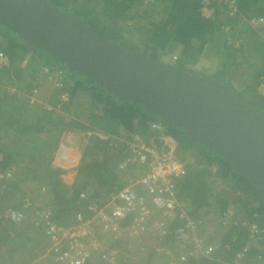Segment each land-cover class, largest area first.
Instances as JSON below:
<instances>
[{
	"label": "trees",
	"instance_id": "16d2710c",
	"mask_svg": "<svg viewBox=\"0 0 264 264\" xmlns=\"http://www.w3.org/2000/svg\"><path fill=\"white\" fill-rule=\"evenodd\" d=\"M47 1L58 10L78 16L125 51L138 50L165 62L175 56L173 64L169 60L170 65L228 83L241 99L248 96L245 102L251 108L264 113V98L256 93V86L264 77V23L258 28L242 24L243 18L250 15L264 18V0H234L237 12L232 16L227 14L226 4H221L220 9L213 4V18L201 16L199 0H152L148 6L143 0ZM224 26L228 27L227 32L223 31ZM237 38L242 40L238 47L227 42ZM0 52L7 58V64L0 67V171L11 173V177L0 179V213L7 208H21L26 193L20 191L19 184L33 180L37 186L29 191L45 188L48 198L44 207L51 210L54 220L68 225L75 222L76 213L88 217L87 202L104 201L110 191L124 185L116 186L119 180L125 179L126 183L139 173L137 161L128 162L131 165L125 166L120 179L111 169L129 157L126 142L134 136L145 142L155 141L152 125L161 123L177 141L175 154L185 169L176 179L175 197L190 218L210 223L212 230L202 244L211 245L213 251L207 257L194 243L182 245L175 239L182 221L166 220L161 236L149 232V236L135 238L141 243L136 248L139 258L133 255L136 264H264V201L226 159L186 139L181 129L148 115L141 105L119 101L99 85L66 71L45 51L2 25ZM206 57L216 59L213 70L208 74L195 72L192 66ZM241 61L246 65L245 71H250L248 75L238 71ZM45 65L61 71L60 86L45 80L40 71ZM238 84L242 86L239 89ZM65 134L80 136L82 141L70 185L61 178L63 168L52 162ZM230 206L237 213H232ZM35 209L23 210L25 218L17 225L0 218V264H11L2 262V257L12 251L13 241H28L30 230H40L35 223ZM229 220L233 223L225 226ZM129 221L126 219L123 224ZM253 224L255 230L251 229ZM40 231L42 234H34L33 238L46 240ZM25 233L26 240H16V234ZM156 247L166 251L158 253ZM242 248L244 254L237 260ZM182 253L184 257L178 262ZM122 258L126 262L116 264H129L131 256ZM91 262L106 264L107 260L96 254Z\"/></svg>",
	"mask_w": 264,
	"mask_h": 264
},
{
	"label": "water",
	"instance_id": "95a60500",
	"mask_svg": "<svg viewBox=\"0 0 264 264\" xmlns=\"http://www.w3.org/2000/svg\"><path fill=\"white\" fill-rule=\"evenodd\" d=\"M0 25L85 82L181 129L186 139L226 159L264 201V113L251 108L228 83L138 50L125 51L47 0H0Z\"/></svg>",
	"mask_w": 264,
	"mask_h": 264
},
{
	"label": "built area",
	"instance_id": "2783aa9c",
	"mask_svg": "<svg viewBox=\"0 0 264 264\" xmlns=\"http://www.w3.org/2000/svg\"><path fill=\"white\" fill-rule=\"evenodd\" d=\"M151 2L152 0H143L147 6ZM199 3V12L204 18L214 17L213 4H226L229 16L234 15L236 11L234 0H199ZM246 23L254 28L262 25L264 18L250 16L246 19ZM223 31L227 32L228 27L224 26ZM227 42L233 47H238L241 40L228 39ZM174 59L175 56L172 57V60ZM6 64V56L0 52V67ZM40 71L49 84L60 86L63 78L60 70L45 65ZM256 93L264 98V77L258 82ZM62 97L66 98V94ZM33 101L34 97L31 96L29 102ZM152 126L156 132L155 141L145 142L134 136L133 140L126 142L129 157L121 162L120 167L125 169V166L137 161L139 173L118 189L110 191L104 201L87 202L88 217L76 213L75 222L62 224L53 219L49 208L41 205L37 209L33 196L25 192L26 197L22 200L21 208H7L0 213V218L17 225L25 218L24 211L36 208L35 223L41 227L48 241V250L59 264H92L91 259L96 254L111 263L117 252L105 251L98 233L112 239H120L122 230L128 229L138 240L141 239L140 237L149 236V232L153 236H161L164 232V222L172 219L182 221V226L177 228L175 233L176 241L182 245L194 243L195 248L202 255L210 257L212 246L202 244L206 239L203 220L190 218L175 197L176 179L185 173L182 162L175 154L177 141L161 123H154ZM4 177H11V173L0 171V179ZM45 191L44 187L40 188L41 195H44ZM126 219L130 221L128 224H123ZM255 228L256 225L253 224L251 229L255 230ZM156 250L158 253L166 251L163 247H156ZM244 251L245 249L242 248L237 253V260L243 256Z\"/></svg>",
	"mask_w": 264,
	"mask_h": 264
},
{
	"label": "crops",
	"instance_id": "0c3cea01",
	"mask_svg": "<svg viewBox=\"0 0 264 264\" xmlns=\"http://www.w3.org/2000/svg\"><path fill=\"white\" fill-rule=\"evenodd\" d=\"M242 26V25H241ZM255 31V30H254ZM257 32H259L258 30H256ZM246 42V40H245ZM69 141H66V143H63V141L61 140L60 145L57 147V149L55 150L54 154V158L59 155L60 151H63L66 148H70L69 150L66 149V154H68L69 156H65V158L63 159L65 162V166H62L64 172L61 174V178L62 180L70 185L71 183H73L74 181V176L76 173V165L79 161V157H80V151L78 153L77 148H79V146H67ZM61 167V166H60ZM115 170V169H114ZM117 181V179H116ZM122 180H119V182H117L116 186L118 184H122L121 182ZM37 183L30 181V180H23L20 184H19V189L20 191H29L30 188H32L34 185H36ZM23 185V186H22ZM40 186V185H39ZM26 189V190H25ZM35 193L33 192V196L34 195H39L40 192H38L37 190H34ZM45 195H47V192L45 193ZM33 218V217H32ZM34 219V218H33ZM32 219V222H33ZM27 221H29V219H25ZM24 220V222H26ZM203 227L204 228V236L208 237L210 235V232L212 230V227L210 226V223L206 222L205 220H203ZM40 230H42L39 227ZM30 230V229H29ZM28 230V231H29ZM40 230H30V232H28V236L30 237V239H28V241H13L10 245V249H12V251L8 252V253H4L3 255V261L2 262H6V263H11V264H56L54 262V260L52 259L51 255L49 254V250H48V241L44 240L42 238V240H36L35 238H33L34 234H42V232ZM18 232V231H17ZM27 234L25 233V235H20V234H16L17 239L16 240H26ZM32 235V237H31ZM98 237L100 238L105 251L106 250H116V255H115V259L111 262V263H107L104 262L106 264H116L119 262H126L125 260H123L122 255L127 257V256H131V258L129 259V264H133L135 263V259H134V253L137 254V258H139V254L138 252H136V248L138 246H140V241H137L131 234L130 231L128 229H124L122 230V236L120 237V239H106L105 235L98 233ZM104 237V240H103ZM211 238V236H210ZM30 240V241H29ZM142 243H144L145 245L148 244V241H143ZM115 246V247H112ZM9 251V250H8ZM132 254V255H131ZM160 258H161V254H159ZM133 259V260H132ZM96 261H98V259H96ZM98 264H103L102 262H98ZM136 264V263H135Z\"/></svg>",
	"mask_w": 264,
	"mask_h": 264
},
{
	"label": "rangeland",
	"instance_id": "374dc122",
	"mask_svg": "<svg viewBox=\"0 0 264 264\" xmlns=\"http://www.w3.org/2000/svg\"><path fill=\"white\" fill-rule=\"evenodd\" d=\"M216 62V59L213 57V58H202L201 59V61L200 62H198V63H196V64H194L193 66H192V69H194L195 70V72H199V73H206V74H208V72H210V71H212L213 70V67H214V63ZM246 65L244 64V62L243 61H241V63H240V70H238L239 72L241 71V73H246L245 75H248V73L250 72H248L247 73V71H245L246 70V67H245ZM243 69V70H242ZM240 73H238L237 75H239ZM248 78V77H247ZM244 80V79H243ZM241 84H242V82H241ZM243 85H245V83L243 82ZM242 86H240L239 84L237 85V87L236 88H241ZM245 95H246V93H245ZM245 98H248V96L246 97L245 96ZM245 98L243 97V101H245ZM82 135V134H81ZM64 138H63V143H66V141H69L68 142V147L69 146H79V148H77V151H78V153H79V151H80V146H81V144H82V141L80 142L79 140H80V136L79 137H74V135H71V134H65L64 136H63ZM81 139H82V137H81ZM66 149H70V148H66ZM66 149L64 150V152L63 151H60V153H59V155H57L54 159H53V164L55 165V166H65L66 164H65V162H64V158H65V156H69L68 154H70V153H67L66 154ZM111 169L114 171L113 173H115V172H117L118 174L117 175H119V179L122 177L121 176V173L123 174L124 172V170L120 167V166H118V167H115V166H113V168L111 167ZM115 169V170H114ZM124 180L125 179H123L122 180V184L123 183H125L124 182ZM113 182H116V179H114L113 180ZM23 186V185H22ZM119 188V187H118ZM26 190V189H25ZM29 190H31V189H29ZM30 195H33V192H31V191H27ZM35 197H33V199H34V201L37 203V206H38V208L37 209H39L40 207H41V205L44 207L45 206V203H46V201H47V195H41V192L39 193V195H34ZM36 206V207H37ZM229 208H232V209H230V211L233 213V212H236L237 210L235 209V208H233V207H229ZM30 211L32 212V210L30 209ZM29 211V212H30ZM237 213V212H236ZM231 223H233V220H229L228 221V223L225 225V226H228V225H231ZM106 237V239H109L108 238V236H105ZM111 239V238H110ZM103 240H104V237H103ZM206 240V239H205ZM49 254L51 255V257H52V259L54 260V262L56 263V264H59L55 259H54V257L52 256V254L49 252ZM135 255H137V254H135L134 253V256ZM182 256V258L180 259V260H178V262H181L182 261V259H183V257H184V253H182L181 254ZM96 259H94V261H95ZM184 261V260H183ZM137 262V259H136V257H135V263ZM177 262V263H178Z\"/></svg>",
	"mask_w": 264,
	"mask_h": 264
},
{
	"label": "clouds",
	"instance_id": "9594fccd",
	"mask_svg": "<svg viewBox=\"0 0 264 264\" xmlns=\"http://www.w3.org/2000/svg\"><path fill=\"white\" fill-rule=\"evenodd\" d=\"M215 5H217V4H215ZM217 7H218V5H217ZM218 8L220 9V5H219ZM236 12H237V8H236L235 13H236ZM235 13H234V14H235ZM250 16H251V15H250ZM250 16H249V17H250ZM255 16H256V15H255ZM247 18H248V17L243 18L242 24L247 25V23H246V19H247ZM257 28H258V27H257ZM237 39H240V38H237ZM241 41H242V40H241ZM230 46H231V45H230ZM172 57H173V56H172ZM172 57H170L169 60H170V63L172 62V64H173L174 60H172ZM164 59H165V58H164ZM161 60H163V58H161L160 61H161ZM169 60H168V62H165V61H163V62L169 64ZM169 65H170V64H169ZM171 66H173V65H171ZM175 67H176V66H175ZM46 240H47V239H46Z\"/></svg>",
	"mask_w": 264,
	"mask_h": 264
},
{
	"label": "bare ground",
	"instance_id": "6f19581e",
	"mask_svg": "<svg viewBox=\"0 0 264 264\" xmlns=\"http://www.w3.org/2000/svg\"><path fill=\"white\" fill-rule=\"evenodd\" d=\"M141 242H143V241H141Z\"/></svg>",
	"mask_w": 264,
	"mask_h": 264
}]
</instances>
